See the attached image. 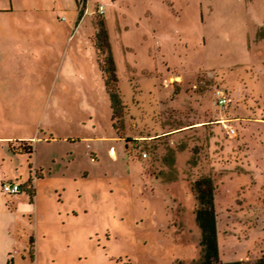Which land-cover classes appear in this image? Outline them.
I'll list each match as a JSON object with an SVG mask.
<instances>
[{"label":"rangeland","instance_id":"obj_1","mask_svg":"<svg viewBox=\"0 0 264 264\" xmlns=\"http://www.w3.org/2000/svg\"><path fill=\"white\" fill-rule=\"evenodd\" d=\"M13 2L43 10L19 34L13 85L40 174L35 198L17 201L36 264L198 260L189 182L202 175L216 186L220 260L264 254V0H86L78 20L83 0ZM100 19L125 107L117 129L92 48Z\"/></svg>","mask_w":264,"mask_h":264},{"label":"crops","instance_id":"obj_2","mask_svg":"<svg viewBox=\"0 0 264 264\" xmlns=\"http://www.w3.org/2000/svg\"><path fill=\"white\" fill-rule=\"evenodd\" d=\"M13 1L0 0V20L2 21L0 23V264H36L33 236L18 228L23 221V211L19 209L17 201L21 200L20 193L22 192L29 195L31 199L35 198L34 186L40 174L37 163L34 162L33 164L32 161L34 154L33 137L28 134L22 135L16 129V112L19 110V102L17 94L13 91V85L16 84L20 72V68L17 67L20 62L17 58L21 52L22 54L24 52V42L19 34L24 32V29L25 31L37 30V26L27 23L28 21L33 22L36 11L42 15L43 10H32V8L21 5L15 6ZM85 3L86 0H83L79 4L77 8L79 10L74 20L80 19L82 12L86 9ZM50 9H55V7L53 6ZM8 13H14L18 19L12 22L6 18L9 15ZM19 14L28 17L25 23L23 22L24 19L19 18ZM92 48L96 58L93 42ZM100 76L102 80L101 72ZM7 97L12 98L7 99ZM95 139L100 142L104 141L103 136H97ZM118 139L116 136L108 137L110 141ZM20 141H31L33 145V154L30 157L27 155L29 158L28 171H23L24 163L19 158L20 156H26L17 148ZM108 149H112L111 153L113 154L116 152L113 144H110ZM3 182L18 183L21 189L16 194H7L2 191L1 185ZM28 189L33 191L32 195L27 192Z\"/></svg>","mask_w":264,"mask_h":264},{"label":"trees","instance_id":"obj_3","mask_svg":"<svg viewBox=\"0 0 264 264\" xmlns=\"http://www.w3.org/2000/svg\"><path fill=\"white\" fill-rule=\"evenodd\" d=\"M92 42L96 52L97 65L110 101L113 126L117 129V127H120L125 107L121 101L117 68L108 41L107 29L101 19L98 20L97 30L92 37ZM17 148L29 157L33 154L31 141H20ZM189 187L195 201L193 214L199 232L201 254L198 260L180 264H264V254L257 258L248 257L237 261L223 262L220 260L217 235L218 213L214 203L216 194L214 180L209 175H202L191 180ZM27 192L32 195L33 191L28 189Z\"/></svg>","mask_w":264,"mask_h":264},{"label":"built area","instance_id":"obj_4","mask_svg":"<svg viewBox=\"0 0 264 264\" xmlns=\"http://www.w3.org/2000/svg\"><path fill=\"white\" fill-rule=\"evenodd\" d=\"M97 13L98 15H103L105 13V7L102 4H99L97 7ZM216 101L218 103L219 106L224 107L226 106V104L230 101V99L225 95L222 94L221 91H217L216 93ZM224 126L228 129V133L232 136L236 135V131L234 128L229 127V125H225ZM145 156V154H144ZM2 191L7 193V194H16L20 191V185L18 183H14V182H3L1 185Z\"/></svg>","mask_w":264,"mask_h":264}]
</instances>
